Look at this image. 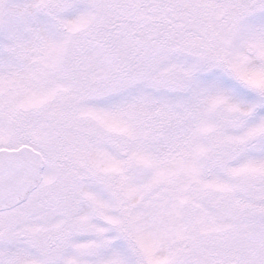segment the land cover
Listing matches in <instances>:
<instances>
[{
  "label": "snow or ice",
  "instance_id": "1",
  "mask_svg": "<svg viewBox=\"0 0 264 264\" xmlns=\"http://www.w3.org/2000/svg\"><path fill=\"white\" fill-rule=\"evenodd\" d=\"M0 264H264V0H0Z\"/></svg>",
  "mask_w": 264,
  "mask_h": 264
}]
</instances>
